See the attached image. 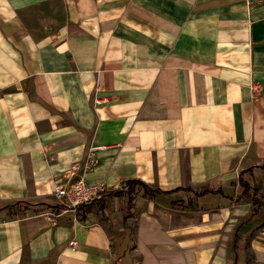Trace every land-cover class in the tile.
Wrapping results in <instances>:
<instances>
[{"label": "crops", "instance_id": "0c3cea01", "mask_svg": "<svg viewBox=\"0 0 264 264\" xmlns=\"http://www.w3.org/2000/svg\"><path fill=\"white\" fill-rule=\"evenodd\" d=\"M75 164L107 188L78 212L53 195ZM263 166L264 0H0V264H208Z\"/></svg>", "mask_w": 264, "mask_h": 264}, {"label": "rangeland", "instance_id": "374dc122", "mask_svg": "<svg viewBox=\"0 0 264 264\" xmlns=\"http://www.w3.org/2000/svg\"><path fill=\"white\" fill-rule=\"evenodd\" d=\"M126 190H127V188L125 189V191ZM139 193L142 194L143 192L140 191L139 187H136V190L134 191L133 195H138ZM126 201H127V199H126ZM121 203H122L121 201H118V202L115 201V203L110 202V204H107V211H105L103 213L104 217L110 218L115 213L119 214L122 211L125 212V209L123 208ZM175 204L178 206H181V207L183 206L184 207L183 210H185V208L189 207V205L186 204V201H178ZM190 206L192 207V210L185 212V218L194 219L196 222H198L199 211H207V210H209V209L211 210L213 208V206H210L208 208L204 207V206L203 207L197 206L195 208V207H193L192 204ZM196 210H198V212ZM84 211H86V209ZM141 213H142V210H139L135 214L134 220ZM262 216H263V218H262V221L260 222L261 223L260 227H257V225H255V226L249 225L246 228V226H245L244 227L245 230H243L244 229L243 228V229H241V232H238L239 231V227H238L237 230L232 234L231 240L228 243V247H227V251L225 253V256L216 258V253H215L214 256L212 257L211 262H209L208 264H264V263L260 262L258 255H257V250L252 248L250 246L251 242H249V240H250L249 238L251 237L252 243H254L255 240H258L259 242L264 243V211L262 213ZM171 219H173V223H174L176 228L180 227V224H182L184 222V220L181 219V216L179 213L172 214ZM134 223H136V222L132 221V225H134ZM131 228H132V231H133L132 234H133L135 227L131 226ZM260 237H263V238H260ZM161 240H162V242H164V240H165L164 237H161ZM260 246L264 247L263 244H261ZM183 252H186V250L177 248V254H178L177 258L178 259H179V253H183ZM183 262H184V260L178 261L176 264H184ZM161 264H164V263H161ZM192 264H193V262H192Z\"/></svg>", "mask_w": 264, "mask_h": 264}, {"label": "built area", "instance_id": "2783aa9c", "mask_svg": "<svg viewBox=\"0 0 264 264\" xmlns=\"http://www.w3.org/2000/svg\"><path fill=\"white\" fill-rule=\"evenodd\" d=\"M258 87H253V92H257ZM98 148L92 149L87 158V166L95 163L94 153ZM80 170L79 164H75L66 174V179L57 182L54 186L53 195L63 201V206L74 209L76 212L101 200L107 194V188L101 185H90L86 183L84 177H77ZM73 246L76 243H71Z\"/></svg>", "mask_w": 264, "mask_h": 264}, {"label": "trees", "instance_id": "16d2710c", "mask_svg": "<svg viewBox=\"0 0 264 264\" xmlns=\"http://www.w3.org/2000/svg\"><path fill=\"white\" fill-rule=\"evenodd\" d=\"M261 169L264 170V166L261 167ZM254 170V168H251L248 170V172H252ZM127 186V190L126 191H120L115 193L114 195L117 197H124L125 195L128 196V207L131 206L132 202H133V193L136 190V187L140 188V191H142L145 195H150L149 193L150 188L147 184L143 183L142 181H129ZM241 186L244 188V192L242 193V195L240 196L241 199L247 198L250 193H251V197L253 200V209L251 211V216L249 217V220H247L246 222L242 223L239 226V231L241 232V229H243L244 225H248L249 223H251V221H253V219H255L256 216H258L261 212V210L264 208V198L261 196L260 192L258 190L255 189H251L249 183H247L244 180H241ZM179 192V191H177ZM100 208H105L104 205H100ZM28 210L27 207H23V209L20 211L21 214H25V211Z\"/></svg>", "mask_w": 264, "mask_h": 264}]
</instances>
